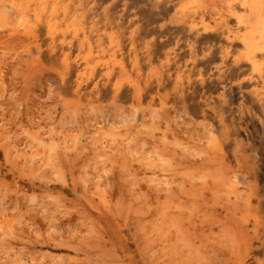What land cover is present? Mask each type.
Listing matches in <instances>:
<instances>
[{
	"label": "rangeland",
	"instance_id": "obj_1",
	"mask_svg": "<svg viewBox=\"0 0 264 264\" xmlns=\"http://www.w3.org/2000/svg\"><path fill=\"white\" fill-rule=\"evenodd\" d=\"M247 1L0 0V264H264Z\"/></svg>",
	"mask_w": 264,
	"mask_h": 264
},
{
	"label": "bare ground",
	"instance_id": "obj_2",
	"mask_svg": "<svg viewBox=\"0 0 264 264\" xmlns=\"http://www.w3.org/2000/svg\"><path fill=\"white\" fill-rule=\"evenodd\" d=\"M49 0H47V2H48ZM251 2H249V0L247 1L248 3H249V5L253 2L252 0H250ZM257 3H259L258 2V0L256 1ZM255 2V3H256ZM255 3H253V5H255ZM259 4H261V3H259ZM258 4V5H259ZM28 5V4H27ZM257 7V6H256ZM71 8V7H70ZM29 9H30V7H29ZM36 10V9H35ZM60 11V10H59ZM251 11H254V10H251ZM61 12V11H60ZM254 13H255V11H254ZM60 15V14H59ZM251 15V14H250ZM37 16V15H36ZM56 16V15H55ZM245 17V16H244ZM247 18L246 19H248V16H246ZM83 22V21H82ZM62 25H63V23H62ZM80 32V31H79ZM111 32V31H110ZM12 34V33H11ZM58 34H60V33H58ZM66 35V34H65ZM67 37V36H66ZM105 37V36H104ZM105 40H107L106 38H104ZM245 44H247V45H249V39L247 38V39H245Z\"/></svg>",
	"mask_w": 264,
	"mask_h": 264
}]
</instances>
